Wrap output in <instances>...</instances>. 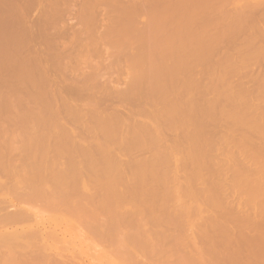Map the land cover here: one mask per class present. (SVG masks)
I'll list each match as a JSON object with an SVG mask.
<instances>
[{
    "label": "rangeland",
    "instance_id": "374dc122",
    "mask_svg": "<svg viewBox=\"0 0 264 264\" xmlns=\"http://www.w3.org/2000/svg\"><path fill=\"white\" fill-rule=\"evenodd\" d=\"M49 141L104 154L94 161L100 179L113 181L104 170L117 167L126 195L118 215L132 209L127 177L139 198L154 195L156 204L163 186L178 187L180 197L161 214L180 213V228L153 227L149 216L115 228L136 235L137 247L150 243L145 264H264V190L252 199L247 189L264 185V0H0V156L22 176L28 150L32 156L37 147L41 158ZM53 159L54 172L78 163ZM140 172H155V183ZM12 194L5 212L24 207ZM36 203L25 221L0 222L9 240H0L2 264L34 229L43 237L30 235V262L40 253L73 264L124 263L85 218L64 212L59 221L57 208ZM187 205V214L179 212ZM179 232L189 240L177 242Z\"/></svg>",
    "mask_w": 264,
    "mask_h": 264
},
{
    "label": "bare ground",
    "instance_id": "6f19581e",
    "mask_svg": "<svg viewBox=\"0 0 264 264\" xmlns=\"http://www.w3.org/2000/svg\"><path fill=\"white\" fill-rule=\"evenodd\" d=\"M185 25L187 26V23ZM173 111L174 110H171L170 113H172ZM46 146H47L48 152H44L42 154L43 156L41 155V158L37 157V155L35 156L36 152H34V151L38 150V152H39V149L36 146H34V148L36 147V150H31L34 154L33 153H30V154L31 155L33 154L32 156L37 157L38 159L34 158L32 156H29L30 149L28 150L29 152L27 153L28 156H26V158L30 157V159H32V161L29 162L27 166H24L22 169L17 170V171H21L22 172V176H18V174H17L18 172H16V171H13V172L11 171L12 173L10 172V170L8 168H10L11 165H10L9 162L5 161L6 159H8L7 158L8 156H6V159H5L3 154H2V158H4L5 160H3L1 158V156H0V171L2 173H4V174L8 175V177L11 176L13 178V179H5V180H3L2 177H0V212H2V214L0 213V222L1 223H3L5 221L6 223L14 224V223H18V222H21V221H25L27 218H30V216L32 215L31 212L35 208L34 205L36 203V200L38 202L39 201H43V203L45 202L44 204L47 203L48 207L50 205V206H53V208L55 207V208L58 209V211L60 212V218H61V220H59V221H62V218H63L62 216H64L63 215L64 212L67 213V214L64 213V214H66V216L68 214H70V217L78 216L79 219L81 217H83V218H81L82 220L85 218L84 222L85 223H89L92 230L95 229L94 231H96V230L98 231V232L96 231V233H99V235H100L99 239L100 240L102 239V242H103V240L106 241L104 243L108 242L110 246L112 245L114 247L113 251L114 252L116 251V253H119L122 256V259L124 261L123 264H145L146 262L144 261L145 262L144 263L142 261L143 260L142 257L146 256V252H144V251H147V250H144V249H146L147 246L150 245V243L145 242V244L148 243L149 245L146 244L147 246H145L143 249H142V246H141L142 244H140V245H138V247H139L138 248L137 245H136V242L139 243L140 241L138 240L136 235L133 236V235H130L128 232L119 231V229H115V228L116 227L120 228L121 225H123V222H124L125 225H126V228L130 229V227L134 226V224L136 223V222L133 221L134 219H136V218L137 219L138 218L142 219L145 216L146 217L149 216L150 219L153 220L152 224L146 222V224H151V226L153 225V227H154V225L156 227H160L164 223L165 224L166 223L172 224L175 227H178V225H177L178 222L180 221V219H183V216L179 215L180 213H178V214L175 213L176 216L175 217L171 216L170 220L169 219L165 220L164 217H162L163 214H161L163 212L161 207L168 201V199H170V198L172 199L173 196H176L178 194V187H174L171 190V188H169L168 186H166L164 184L166 187L164 188V186H163L160 194L156 197L157 198L156 202L158 201L157 204H156V203H152L153 202V198H155L154 195L152 196L150 194V196H149V194H146V197L143 196L144 198L143 197L142 198L138 197V194L136 193L135 189L133 188V185L134 186L137 185V181L134 180V178H130V177H127V179L130 178L128 181H126L127 179H125V185L127 184L126 182H128V185L125 188H130V187H128L129 185L132 187V189H130V190L128 189V191H129L128 193L126 192L128 194V196L131 197V198H129V202L131 203L132 209H130V211L128 213H126L125 215L124 214L123 215H118L114 210H116V208L120 207L119 205L122 204L121 201H120V197L121 196L126 197V195H124V194L122 195V193L118 190V188H119L118 186L121 183L118 182V181H115L116 175H120V173H118V171H117V167L116 166H114L110 170H104L105 177L108 176L109 172L114 174L115 177H114L113 181L112 180H108V179L103 180V179L99 178L100 175H98V170H96V165L97 164L95 162H98V158H101L103 160L104 159V154L102 155V157L96 156V154L90 156V154L86 151V149H84V148L83 149H76L75 147H73L71 145H65V146L61 145V149H62L61 150L59 148L60 144H57V143L52 144L51 141H49ZM50 146H52L53 149L56 150V152L54 154H50V152H49V149H50L49 147ZM29 147L33 148V146H29ZM4 148H6V147H2L3 150H5ZM3 150L1 151V153L5 154L6 152H3ZM6 151H8L7 148H6ZM40 152H41V150H40ZM55 156H58V157H60V156L62 157L63 156L65 158H67L68 160H70V162L71 161H77L78 163H74V165H71L69 168H66L65 170L57 169V172H54V159L53 158H55ZM76 156H78L80 158L76 160ZM11 158L12 157H10V159ZM6 167H7V169H6ZM139 176H140V178H144L146 176L150 177V178H152L151 181L152 182L154 181L153 183H155V180L157 178L156 175H155V172H150L148 174H143L142 172H140ZM87 179H88V182L90 180L94 184V185L90 184L91 186L96 187V188H91V189H93V190L96 189V190H98V192L95 191L96 193H94V192H92L91 189H88V187H89V186H87L88 182L86 183ZM263 180H261V181H263ZM165 181H163V182H165ZM159 182L161 184H163L161 181H159ZM166 182L168 183V181H166ZM43 185L45 186V188H44ZM40 186L41 187L43 186V188H41ZM257 186H259V185H257ZM262 187H264V185ZM262 187H258L257 189L256 188L253 189L254 187L250 189V187H248L247 188L248 191L250 190V192L252 194V196H250V198L255 199L257 194L259 196L260 195L259 191H261V193H262V191L264 190V188L261 189ZM125 191H127V190L125 189ZM80 192L83 194V197H81L80 200L76 199V198H74V199L72 198V200H71V196L78 195V194H80ZM8 193L9 194L13 193L12 195H14V197L20 198L21 200L23 199L22 201H24V207L23 208H19V209L15 210L14 212H5L4 209H5V207L7 205H4V204H10L9 202H11L9 197H7ZM88 193H89L90 197L87 196ZM263 194H264V192H263ZM95 195H98L100 197V199H98ZM147 196H149V197H147ZM178 196L179 195L174 197V199L178 198ZM31 197H33V198H31ZM17 198H15V199H17ZM159 198H161V202L160 203H159V200H160ZM20 199H18V200H20ZM211 200L214 202V199H211ZM214 204H215V202H214ZM10 205L14 206V204H10ZM189 209H190V206L188 207V205H187V207H184L183 210L180 209L179 212L182 213L184 211L185 213L183 212V214L185 215V214H187L186 210H189ZM175 212H177V211H175ZM29 213H30V216H29ZM105 213L109 214L110 218H108V215L105 214ZM101 215H103V218L107 217L109 220L107 218H106L107 220L102 219ZM57 218H58V216L56 217V220H58ZM192 224L193 225L190 224L191 227H192L191 229H193V227H194V223H192ZM214 224H216V223H214ZM214 224H212V226H214ZM217 224H218V222H217ZM86 226H88V224ZM219 226H222V225H219ZM199 227H202V226L199 225ZM178 228H180V227H178ZM204 228L205 227H203V231H206V228H205V230H204ZM174 229L178 230L177 228H174ZM34 230H31V232H33L32 234H30V231H28V233H27V230H25L26 234H25V231H24V233L23 232L22 233L24 235L29 234L28 235L29 238L33 234L34 235L39 234V235H41L43 237V233L42 234L40 232L37 233V231H34ZM166 230L164 229V231H166ZM212 230L215 233L216 230H218V228L216 229V226H214L212 228ZM212 230H211V232H212ZM207 231H210V230H207ZM222 231H223V229H222ZM222 231L218 232V233L221 232L220 236L222 235ZM155 232L160 234V235L156 234V236H163L164 238H166L169 235L168 233H167L168 234L167 235L163 231L162 232H158V231L155 230ZM181 232L175 234L176 237H177V242H179L178 240H180V239L183 242H185L188 239V238L184 239L185 240L184 241L181 238V235H180V234H182ZM5 233H4V236H5ZM35 233H37V234H35ZM174 233H176V232H174ZM10 234L11 233H9V235ZM202 234L204 235V233H202ZM223 234H225V233H223ZM1 235H3V234H0V240L2 239L3 242H5V244L8 243L9 242V240H7L8 239L7 238L8 234L6 233L7 236H5L6 237L5 241L3 239V236L1 237ZM199 235L201 236V234H199ZM28 236H26V238L28 239V241H26L27 243H25L26 239L23 240L25 244L23 243V241H18V242L15 241V242H17V244L13 245L14 247H12V248H14V249H12L13 250L12 253L9 252V255L11 253L10 257L13 258V261H9L10 257L8 255H5V256H8L9 259L7 260V257H6V259L3 260V264H38V263L39 264H71L72 263V262L70 263V261L68 259H64L60 254H59L58 259L55 256V258H56L55 260L50 258V257H48L49 260H46L45 259V257H46L45 254L44 255L41 254L42 257L41 256H37V255L40 254L39 253L40 252L39 249H38L39 252L36 251L39 254L35 253V255L36 254L37 255L35 257H33V261L31 259V262H30L29 261V257H28V259H26V257H27L28 254L30 256L34 255V248H33L34 243L32 241H35V240H33L32 237H31L32 240L29 239ZM171 236L172 235L168 236L167 240L169 238H171ZM191 236L192 237H191L190 240H192V238H193V235H191ZM194 236H195V234H194ZM216 236H218V235H216ZM195 238L196 237H194V239ZM34 239H35V236H34ZM149 239L152 240V234L151 233H149ZM30 240H31V242H30ZM211 240H212V238L210 239V241ZM214 240H216V239L214 238ZM224 240H226V239H224ZM224 240H222V241H224ZM20 242H22V244H24V246L26 248L23 249L22 248L23 246L22 247L20 246V247L23 249V251L24 250H26V251L24 252V254L21 253L22 255L20 254L21 256L19 255V257H18L19 259H17V252H19V253L21 252V251L18 250L19 246L17 247V245ZM189 242H191V241H189ZM211 242H213V241H211ZM1 243L2 242H0V245H1ZM28 243H30V244L33 243V246L32 247H31V245L29 246ZM107 244H106V246H107ZM176 244L177 245L178 244L182 245V243H176ZM192 244L194 245L196 243L193 242ZM184 245H185V243H184ZM184 245H182V246H184ZM35 246H36V244H35ZM38 246L39 245H37V247ZM143 246H144V244H143ZM179 246H176L177 247V251H179ZM15 247H17V250H15L16 249ZM135 248H136V251H135ZM140 248H141V251H139V252H141V253L138 252V250H140ZM27 249H28V251H27ZM29 249H30V251H29ZM181 250H180V252H181ZM142 251L144 252L143 255H142ZM160 251L161 250H159L158 252H160ZM182 253H183V250H182ZM231 253H234V252H231ZM112 254H113V252H112ZM119 254H117V255H119ZM148 254H151V253L148 252ZM121 256H120V258H121ZM200 257H202V256H200ZM145 258H147V257H145ZM192 258H191V261H192ZM50 259H52V260H50ZM186 260H188L187 261V263H188L190 258L186 259ZM123 261L120 260V263H122ZM235 261L236 260H234L232 264H236L237 261H236V263H234ZM183 263H185V261H183ZM193 263L194 262H192L190 264H193ZM0 264H2V261H0ZM204 264H206V262Z\"/></svg>",
    "mask_w": 264,
    "mask_h": 264
}]
</instances>
